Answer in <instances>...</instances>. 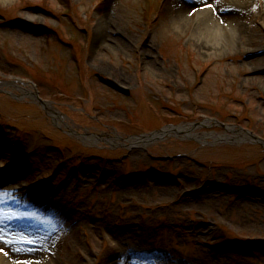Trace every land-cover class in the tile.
Listing matches in <instances>:
<instances>
[{
    "label": "rangeland",
    "instance_id": "obj_1",
    "mask_svg": "<svg viewBox=\"0 0 264 264\" xmlns=\"http://www.w3.org/2000/svg\"><path fill=\"white\" fill-rule=\"evenodd\" d=\"M169 2L0 0L6 264H264V144L213 137L264 141V51L210 56Z\"/></svg>",
    "mask_w": 264,
    "mask_h": 264
},
{
    "label": "bare ground",
    "instance_id": "obj_2",
    "mask_svg": "<svg viewBox=\"0 0 264 264\" xmlns=\"http://www.w3.org/2000/svg\"><path fill=\"white\" fill-rule=\"evenodd\" d=\"M167 8L174 13V17L171 20L174 27L179 32H185L188 28L194 27L195 37L201 43L203 52L210 56L225 54L229 49L248 55L263 54L264 0H261L257 14H253L252 0H170ZM181 11L190 14V17H194L197 14V18H191L188 21L187 18L182 16ZM110 25L111 22L107 17L100 19V29L101 27L103 29L104 26H108L109 28ZM23 91L27 95L36 97L34 93L28 90ZM53 115L58 121L63 122L60 115L55 112ZM190 128L188 125L175 128L176 131L170 128L166 133L167 135L188 134L191 131ZM227 132L226 135L213 137L217 141L223 139L236 141L243 139L251 141L255 139L253 134L243 130L229 128ZM164 136L166 135L158 138L162 139ZM92 138H89V140H99L98 137ZM198 138L202 139L200 136ZM150 139L133 138L130 143L132 146H146L156 138ZM22 189V187L17 188V190ZM0 264H6V262L0 259Z\"/></svg>",
    "mask_w": 264,
    "mask_h": 264
},
{
    "label": "water",
    "instance_id": "obj_3",
    "mask_svg": "<svg viewBox=\"0 0 264 264\" xmlns=\"http://www.w3.org/2000/svg\"><path fill=\"white\" fill-rule=\"evenodd\" d=\"M109 84L114 88V89H116V90H118V91H120L121 93H123V94H125V95H130V91L129 90H127L126 88H123V87H121V86H119L118 84H116V83H114V82H109ZM36 100L42 105V106H48V103H46V101H44L43 99H41L38 95H36ZM45 108V107H44ZM173 131H176L175 130V128H177V127H170ZM170 128H167V129H162V130H159V131H157V132H153V133H151V134H146V135H143V136H140V137H143V138H151L150 140H152V139H160V138H158V137H160V136H163V135H167V130H170ZM246 132H248V131H246ZM250 133V132H249ZM252 134V133H251ZM254 138H255V140L256 141H258V142H261V144L263 145L264 144V141H261V139L260 138H258V137H256L255 135H254ZM155 139V140H156ZM152 141H154V140H152Z\"/></svg>",
    "mask_w": 264,
    "mask_h": 264
},
{
    "label": "flooded vegetation",
    "instance_id": "obj_4",
    "mask_svg": "<svg viewBox=\"0 0 264 264\" xmlns=\"http://www.w3.org/2000/svg\"><path fill=\"white\" fill-rule=\"evenodd\" d=\"M187 125L189 126V125H192V124H184V125H178V126H187Z\"/></svg>",
    "mask_w": 264,
    "mask_h": 264
}]
</instances>
